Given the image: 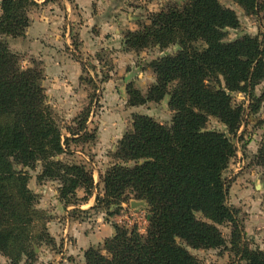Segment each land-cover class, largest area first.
<instances>
[{"label":"trees","instance_id":"trees-1","mask_svg":"<svg viewBox=\"0 0 264 264\" xmlns=\"http://www.w3.org/2000/svg\"><path fill=\"white\" fill-rule=\"evenodd\" d=\"M234 1L247 13L260 11L264 3ZM32 5H36L33 0H1L0 35L22 36ZM238 24L235 11L218 0H181L152 12L141 29L126 31L127 48L178 46L173 54L150 62L156 79L143 96L128 90L133 104L167 95L173 115L169 126L144 114L132 115V128L113 153L116 162L99 176L103 194L95 195L92 206L144 199L149 206L146 232L114 225L113 235L103 241L105 253L87 248L84 264H199L183 244L193 249L225 245L218 227L225 222L233 226L230 251L239 263L264 264V250L249 248L242 240L237 210L228 203L224 171L236 148L225 133L205 129L212 115L235 134L244 108L232 103L230 93L246 92L251 99L252 88L264 79L263 40L247 34L223 40L225 29ZM18 60L0 41V251L8 256L16 252L14 261L24 253L29 261L34 259L28 245L35 196L27 187L28 176L17 174L13 163L33 167L41 161L39 178L59 179L62 199L82 188V199L88 200L94 180L83 164L52 159L63 152L68 138L62 143L60 129L45 105L41 71L23 69ZM87 116L86 110L78 121L79 130ZM259 154L264 162V139Z\"/></svg>","mask_w":264,"mask_h":264},{"label":"rangeland","instance_id":"rangeland-1","mask_svg":"<svg viewBox=\"0 0 264 264\" xmlns=\"http://www.w3.org/2000/svg\"><path fill=\"white\" fill-rule=\"evenodd\" d=\"M33 1L36 5L28 10L24 34H2L0 41L18 55L21 68L41 71L45 105L60 129L62 143L68 138L63 152L52 159L83 164L93 175V194L85 201L84 190L77 188L74 196L62 199L59 179L39 178L41 161L37 160L33 167L13 163L17 174L28 176L27 187L35 196L30 206L32 241L28 245L34 259L28 261L22 253L14 261L11 257L17 256L16 252L11 251L8 256L0 251V264H84L87 248L95 247L105 253L103 241L113 235L114 225L146 232L149 206L144 199L131 197L119 204L92 206L95 195L103 194L99 176L116 162L113 153L124 133L132 128V115L144 114L159 123L171 124L173 111L167 95L158 101L133 104L128 90L134 89L143 96L156 79L150 62L173 54L178 46L161 48L155 44L135 50L125 46L124 36L127 30H138L149 23L152 12L181 4V0H99V4L96 0L91 4L83 0ZM218 1L235 11L239 23L225 29L224 41L245 34L264 41V3L260 11L247 13L234 0ZM93 5L98 8L95 10ZM37 20L53 27L39 32ZM101 22L114 26L127 22L125 25L133 29L118 27L121 29L114 35V29L105 23L100 26ZM96 27L98 34H94ZM220 82L223 85L222 79ZM252 89L251 99L246 92L230 93L232 103L244 108L242 124L235 134H229L226 126L212 115L207 117L205 129L225 133L236 148L224 171L229 183L228 203L237 210L242 240L249 248L264 250V162L259 154L264 139V79ZM248 104L257 109L252 111ZM86 110L85 126L79 130L78 121ZM131 201L145 203L132 207ZM218 227L225 245L209 249L183 245L199 264H240L230 251L232 224L225 222ZM111 229L113 233L107 235Z\"/></svg>","mask_w":264,"mask_h":264},{"label":"crops","instance_id":"crops-1","mask_svg":"<svg viewBox=\"0 0 264 264\" xmlns=\"http://www.w3.org/2000/svg\"><path fill=\"white\" fill-rule=\"evenodd\" d=\"M84 1V3H90L91 4V1L92 0H83ZM97 2H98V4H99V0H96ZM94 6V5H93ZM97 6V5H96ZM96 6H94L95 7V10H96V8H98V7H96ZM107 24V26H109L111 29H114V31H115V33H117V34H114V35H118V33H119V29H121V28H118V27H126V28H129V29H133V26H130V25H128V26H126L125 24L127 23V22H122L121 23V25H119V26H114V25H112L111 23H109V22H101L100 23V26L102 25V24ZM37 24H39L40 25V27H39V32H47L48 31V27H53L52 25L51 26H49V23L48 22H44V21H40V20H37V22H36V28H37ZM38 29V28H37ZM53 29V28H52ZM54 30V29H53ZM96 30H97V32L95 31L94 32V34H98L99 33V27H96ZM100 31H101V29H100ZM111 31V30H110ZM58 32H56L55 33V36H56V40H58V34H57ZM53 34H54V32H53ZM53 37V36H52ZM106 232H107V229H106ZM113 233V231H112V229L110 230V232H109V230H108V233H107V235H111Z\"/></svg>","mask_w":264,"mask_h":264},{"label":"water","instance_id":"water-1","mask_svg":"<svg viewBox=\"0 0 264 264\" xmlns=\"http://www.w3.org/2000/svg\"><path fill=\"white\" fill-rule=\"evenodd\" d=\"M145 202L144 201H131L130 202V205L132 206V207H135V206H138V205H143Z\"/></svg>","mask_w":264,"mask_h":264}]
</instances>
